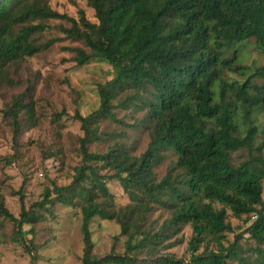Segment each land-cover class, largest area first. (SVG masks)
<instances>
[{"label": "trees", "instance_id": "1", "mask_svg": "<svg viewBox=\"0 0 264 264\" xmlns=\"http://www.w3.org/2000/svg\"><path fill=\"white\" fill-rule=\"evenodd\" d=\"M86 1L96 21L83 11L78 19L70 17L38 0H0V86L13 85L10 69L41 50L33 36L45 26L35 24L36 18L68 19L72 23L68 35L87 48H74L77 64L98 59L113 68V77L97 86L99 106L88 115H74L83 136L73 181L45 187L41 199L31 204L24 182L17 192L18 216L0 193V219L13 222L15 240L31 252L38 246L27 240L24 226L42 222L56 204L77 207L80 202L82 264H233L245 233L259 245L251 264H264V156L262 146H256L257 119L264 112V65L244 66L238 54V46L250 38L264 52V0ZM230 73L241 78L228 77ZM117 106L134 108L143 116L128 124L118 118ZM35 113L27 92L6 103L3 114L15 148L24 121L36 124ZM103 119L145 128L147 148L135 155L125 141L116 139L104 152L91 151V143L110 136L99 129ZM241 149L249 158L232 163L231 153ZM166 151L176 155L178 172L158 180L155 168ZM110 179L122 185L130 203L116 204L107 184ZM155 206L170 213L157 231L149 223ZM228 209L237 218H255L226 246L225 234L234 231ZM95 217L119 224L120 235L126 238L123 253L94 254ZM187 224L193 229L189 262L159 258V245ZM32 257L35 263L38 257Z\"/></svg>", "mask_w": 264, "mask_h": 264}, {"label": "rangeland", "instance_id": "2", "mask_svg": "<svg viewBox=\"0 0 264 264\" xmlns=\"http://www.w3.org/2000/svg\"><path fill=\"white\" fill-rule=\"evenodd\" d=\"M48 4L52 9L78 19L80 11L96 21L94 10L86 0H38ZM35 24H43L45 30L34 34L33 38L41 50L24 62L13 66L9 74L14 79L13 85L0 86V193L4 196L6 207L15 215L20 212L19 195L21 185L25 182V195L28 204L41 199L45 187L69 185L73 181L75 168L81 162L79 152L80 138L83 136L80 122L74 118L76 112L88 115L99 106L97 86L113 77V68L101 60H92L78 65L74 60V48L83 47L80 39L68 35L72 23L68 19L33 20ZM87 49V48H85ZM239 63L244 66H263L264 52L261 51L254 38L248 39L238 46ZM228 77L241 78L230 73ZM261 83L262 80H257ZM27 92L35 103V125L28 126L24 121V130L19 144L15 148L13 133L8 121L4 118V108L14 95ZM124 95H121L123 97ZM117 104V102L115 101ZM118 118L128 124H135L143 116V112L134 108L115 109ZM260 133L256 146H262L264 156V112L258 116ZM99 129L109 137L103 141L91 143V151L104 152L115 140L125 141L135 155L141 154L148 146L149 132L126 128L108 119L99 123ZM127 134L120 137V133ZM127 135V136H126ZM257 153V152H255ZM160 164L155 168L158 180L169 172L176 174V155L166 151ZM231 161L238 164L249 158L246 149L231 153ZM110 175L106 169H100ZM108 187L115 197L118 206L131 202L122 185L116 179L108 180ZM264 187V180H263ZM264 196V192H263ZM170 217L167 209L155 206L149 216V223L154 231ZM250 218V219H249ZM255 216L243 215L237 218L228 209V220L234 231L225 234V245L235 241L237 234L245 233ZM249 219L250 221H247ZM35 229V230H33ZM27 240L38 246L37 250L28 252L15 240L13 222L0 219V264H82L83 238L81 233V208L56 204L52 214H46L42 222L34 227L24 226ZM93 252L102 257L111 251H125L124 236L120 235V226L114 220L95 217L91 223ZM193 229L187 224L180 233L169 237L159 245L156 254L173 256L189 262L191 252L189 241ZM32 243L28 244L31 246ZM212 247L213 244H210ZM259 247L249 233H245L237 248V257L233 264L244 259L243 264L255 262ZM204 245L199 249L202 251ZM33 255L38 260L33 262ZM146 259V255H142ZM148 258H153L148 256ZM155 261V260H153Z\"/></svg>", "mask_w": 264, "mask_h": 264}]
</instances>
